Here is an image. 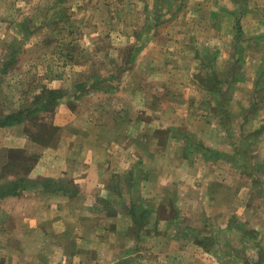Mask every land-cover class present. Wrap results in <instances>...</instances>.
Listing matches in <instances>:
<instances>
[{"label":"crops","instance_id":"obj_1","mask_svg":"<svg viewBox=\"0 0 264 264\" xmlns=\"http://www.w3.org/2000/svg\"><path fill=\"white\" fill-rule=\"evenodd\" d=\"M227 1L32 72L57 48L0 0V264H264V0Z\"/></svg>","mask_w":264,"mask_h":264},{"label":"rangeland","instance_id":"obj_2","mask_svg":"<svg viewBox=\"0 0 264 264\" xmlns=\"http://www.w3.org/2000/svg\"><path fill=\"white\" fill-rule=\"evenodd\" d=\"M23 2H26V5L31 9V12L29 11L31 16L32 14L38 16L39 20L42 19L46 25L39 28L37 32L39 35L37 36L40 39H45V41L46 39L49 40L48 49L57 48L56 52H58L56 56L46 55L40 65L33 61L30 65L32 72L36 71L38 67L42 71L43 67H48L49 65H51L49 68L52 69L54 62L59 60V58H62L61 61L64 62L67 58L71 57L72 59L74 55L78 54L82 60H85V58L89 59V52L86 51L84 45L86 41L93 39L95 44L98 43L100 48H102L107 45L106 42H110L108 39L115 42L121 37V20L131 19L130 15H126L125 18L123 11L121 18V6H124V9L127 10L133 4L138 11L133 16L137 21L141 22L145 21V17L149 16L146 13V9L144 10L145 6L153 11L154 5V0H23ZM227 2L229 3V0ZM24 3H22V0H17L19 5ZM259 4H262V0H259ZM55 7L60 8V10H57L59 16L55 14ZM167 9L165 3L162 2L161 7L156 9L157 13L152 15L153 17L162 18V22H165ZM19 11H22V9L20 8ZM152 20L154 22L153 18ZM242 27L244 28L245 25ZM158 32L164 33L163 36H165L167 30L163 29ZM222 32V36L226 38L230 34L229 27H224ZM145 33L143 31L142 36ZM113 48L118 53L119 49H121L119 46H113ZM96 52L98 53V51ZM253 52L254 54H259L255 51ZM88 61L90 62V60ZM30 84V87H33L34 83L32 81H30ZM4 111V108H0L1 118L5 116ZM254 145L257 147L256 142Z\"/></svg>","mask_w":264,"mask_h":264},{"label":"trees","instance_id":"obj_3","mask_svg":"<svg viewBox=\"0 0 264 264\" xmlns=\"http://www.w3.org/2000/svg\"><path fill=\"white\" fill-rule=\"evenodd\" d=\"M17 114L18 113H11L2 118L0 117V126H8V125H11L13 122H16L17 120L20 121L19 120L20 117Z\"/></svg>","mask_w":264,"mask_h":264}]
</instances>
